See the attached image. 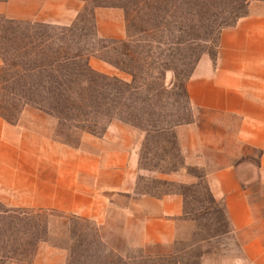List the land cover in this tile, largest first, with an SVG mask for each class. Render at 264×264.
<instances>
[{
	"label": "crops",
	"instance_id": "0c3cea01",
	"mask_svg": "<svg viewBox=\"0 0 264 264\" xmlns=\"http://www.w3.org/2000/svg\"><path fill=\"white\" fill-rule=\"evenodd\" d=\"M15 1L0 2V15L59 25H69L84 3L42 0L71 7L67 19L45 20L40 15L45 5L15 9ZM187 93L191 108L208 115L212 126L223 127V132L203 130L198 116L193 123L177 127L185 161L181 169L163 178L193 183L194 177L185 171L188 167L209 168L208 151L228 155V165L207 173L209 189L225 207L229 235L241 248L239 260L264 264V211L257 213L243 181L246 162L256 151L264 191V0H251L247 15L222 31L217 56L200 59ZM235 121L237 126H233ZM17 131L18 127L0 118V203L5 207L57 210L89 219L99 228L108 227L121 213L124 236L130 246L139 248L171 247L191 236L194 222L185 218L182 194L157 196L138 191L145 134L137 128L114 121L102 136L81 132L76 145L39 129L14 137ZM35 264H67V255L45 246Z\"/></svg>",
	"mask_w": 264,
	"mask_h": 264
},
{
	"label": "rangeland",
	"instance_id": "374dc122",
	"mask_svg": "<svg viewBox=\"0 0 264 264\" xmlns=\"http://www.w3.org/2000/svg\"><path fill=\"white\" fill-rule=\"evenodd\" d=\"M61 1L67 2L66 0ZM236 1L212 0L210 2L211 7L209 6L210 9L203 16L201 22H211L212 25L210 28H200V23L196 26L192 36L197 42L195 56L191 57L193 61L204 55L215 58L222 33L220 32L222 23H235L238 16L246 12V7L239 6ZM83 2L79 12L69 25L45 23V21L35 18L19 20V22L25 23L23 27L26 28L31 27L27 22H39L63 28L73 26L71 35L74 39L83 42L85 53L90 55L89 65L94 71L130 82L132 80L130 74L109 64L105 59L121 63L124 58L122 53L125 49L121 42L127 41L131 36L133 39L132 48L136 55L140 58L145 57L147 60V52L141 51L145 44L135 43L137 40L147 39V36L135 34L136 30L131 27V18L127 17L124 9L111 6L93 9L94 3ZM104 2L114 5L125 4L124 0H106ZM33 5H41L42 8L45 5L46 9L43 8L40 11V15H43L42 18L45 20L61 19V16L67 19L68 11L71 9L68 4L65 5L59 1L45 4L42 0H16L13 7L20 9L21 6H25L31 9ZM99 10L102 13L97 15ZM14 26L16 25H10L0 18V37L4 36L2 33L4 29ZM177 36L175 33L170 37V40H173V37L177 40ZM85 39L87 42H84ZM206 40H211V45ZM105 46L112 49L110 55L104 51ZM155 52L160 53L158 50ZM2 63L3 57L0 55V66ZM181 70L183 72L180 81L168 90V96L171 98H167L166 94L156 99L158 107L154 108L155 113L164 119L168 104H172L175 108L178 106L175 100H180V106L183 108L181 111L182 120L194 122L195 116H198L203 122V130L214 129V131L222 133L223 127H213L207 119L208 115L202 111L193 110L187 104L183 86L186 84V78L191 74V68H181ZM173 77L174 74L168 72L167 83L172 81ZM172 96L174 97L172 98ZM86 110L92 112L90 107H87ZM48 117H51L53 121L49 122ZM19 118L15 124L8 123L3 119L9 125L18 127L14 137H21L26 133L29 134L32 129H39L57 140L76 145L79 143L81 132H83L72 128L64 129L61 123L68 126L74 121H60L39 110L36 106H27ZM108 120V117H102L98 119L99 124H84V126L102 136L105 127L112 123ZM167 120L174 123L176 118H167ZM233 126H237V121L233 123ZM141 128L137 129L145 134V138L140 149L139 165L142 172L138 178L137 189L139 192L157 196L171 192L182 194L185 199V218L194 222V229L190 237L180 239L171 247L139 248L130 246L124 236L125 219L121 213L115 216L108 227L99 228L95 222L73 214H65L57 210L40 212L36 209L23 207L7 208L0 203V264H11V262L35 264L39 250L45 246L64 250L67 255V264H251L239 260L242 258L241 248L239 243H236L229 235L231 229L224 205L212 196L207 181V173L230 163L228 155L208 151L206 156L210 164L209 168L190 166L185 170L194 177L193 183L171 182L164 179L163 175L181 169L185 161L181 153L176 128L160 131L149 126L148 122L147 124L143 123ZM26 138H29V135ZM251 154L246 162L243 181L257 213L260 214L264 211V191L259 173L260 153L253 151ZM55 260L57 262L58 259Z\"/></svg>",
	"mask_w": 264,
	"mask_h": 264
},
{
	"label": "trees",
	"instance_id": "16d2710c",
	"mask_svg": "<svg viewBox=\"0 0 264 264\" xmlns=\"http://www.w3.org/2000/svg\"><path fill=\"white\" fill-rule=\"evenodd\" d=\"M80 1L94 3L93 9L109 6L124 9L127 17L131 18L135 34L147 36V39L135 42L145 44L141 51L147 52V60L136 55L130 36L127 41L121 42L125 48L121 63L105 60L130 74L132 80L126 82L109 77L90 67V55L85 53L83 42L71 35L73 26L63 28L27 22L31 27L26 28L23 27L25 23L1 16L8 24L17 27H7L2 31L4 36L0 37V55L3 57L0 66V117L15 124L24 109L31 105L60 121H74L68 126L61 123L66 130L72 128L96 136L100 135L84 124L97 125L98 119L102 117H108V122L121 121L137 128L148 122L149 126L160 131L174 130L193 123L182 120L180 100H175L178 104L175 108L168 104L164 119L155 113L154 108L158 107L156 99L160 96L167 94V98H171L168 90L180 81L181 68H191V74L183 86L184 96L191 108L187 83L201 59L199 57L193 61L191 58L195 56L197 46L192 36L199 23L200 28H210L212 25L211 22H201L212 0H124L125 4L121 5L105 3L106 0ZM250 2L237 0L239 6L246 7V12L239 15L235 23H222L220 32L235 26L247 14ZM175 33L178 35L177 40L175 37L170 40ZM206 42L209 44L211 40ZM103 49L110 55L112 49L107 46ZM156 50L160 53L157 54ZM168 72L174 74L169 83ZM87 107L92 112H87ZM172 117L176 118L174 123L167 120Z\"/></svg>",
	"mask_w": 264,
	"mask_h": 264
}]
</instances>
